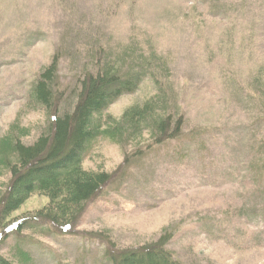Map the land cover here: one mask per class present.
Here are the masks:
<instances>
[{
  "label": "rangeland",
  "instance_id": "1",
  "mask_svg": "<svg viewBox=\"0 0 264 264\" xmlns=\"http://www.w3.org/2000/svg\"><path fill=\"white\" fill-rule=\"evenodd\" d=\"M53 59L43 106L32 90ZM110 66L140 79L90 116L80 169L108 182L82 211L42 190L3 210L1 226L24 222L2 235L0 254L115 264L158 245L178 264H264V0H0V202L11 147L48 136L88 76Z\"/></svg>",
  "mask_w": 264,
  "mask_h": 264
},
{
  "label": "trees",
  "instance_id": "2",
  "mask_svg": "<svg viewBox=\"0 0 264 264\" xmlns=\"http://www.w3.org/2000/svg\"><path fill=\"white\" fill-rule=\"evenodd\" d=\"M56 64V59H53L33 87L34 99L40 105L48 106L51 102L52 89L48 81L52 78ZM88 77L73 110L51 118L49 124L51 133L48 136H40L31 145H24L18 141L11 147L17 154V163L10 166V172L14 177L7 188L5 200L0 202V214L3 210L8 211L17 207L35 190L45 191L51 199L60 198L63 203L69 202L73 206H80L79 211H82L86 202L108 182L110 176L106 173H91L80 169L79 163L85 143L92 136L90 116L92 113L101 112L123 93L132 91L140 78L138 75L123 76L118 73L117 67L111 66L110 71L101 69ZM151 101L147 100L143 106H137L138 116L146 112ZM170 118L160 121L161 135L165 133L166 126L170 125ZM182 124L183 118H179L173 127L178 132ZM1 147L2 144L0 149ZM45 220L52 225L58 224L55 216ZM22 222L24 219L21 218L5 226L0 225V239L3 238V234L22 229ZM73 223L70 220L59 225L62 231L68 232ZM0 264L12 263L0 254ZM115 264L178 263L158 245H149L121 252L116 256Z\"/></svg>",
  "mask_w": 264,
  "mask_h": 264
}]
</instances>
